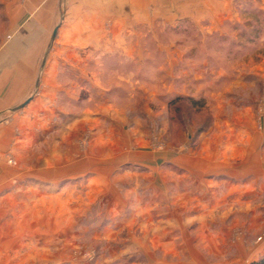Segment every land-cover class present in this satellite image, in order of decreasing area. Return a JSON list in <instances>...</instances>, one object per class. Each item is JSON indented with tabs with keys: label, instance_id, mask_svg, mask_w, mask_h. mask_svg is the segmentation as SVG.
Returning <instances> with one entry per match:
<instances>
[{
	"label": "rangeland",
	"instance_id": "374dc122",
	"mask_svg": "<svg viewBox=\"0 0 264 264\" xmlns=\"http://www.w3.org/2000/svg\"><path fill=\"white\" fill-rule=\"evenodd\" d=\"M261 259L264 0H0V264Z\"/></svg>",
	"mask_w": 264,
	"mask_h": 264
},
{
	"label": "crops",
	"instance_id": "0c3cea01",
	"mask_svg": "<svg viewBox=\"0 0 264 264\" xmlns=\"http://www.w3.org/2000/svg\"><path fill=\"white\" fill-rule=\"evenodd\" d=\"M259 148L261 149V147H259ZM247 151H249V150H247ZM255 152H256V150L254 149V151H252L250 153L255 154ZM205 165H206L205 168H206L207 173H209V174H214V173L218 174L219 173L220 174L219 176H223L225 174V173H223V170H225L224 168L227 167V166L223 165V161L222 162L216 161V163L211 161V162H208ZM226 171H228V170H226ZM227 175L231 176V177L235 176V175H233V172L230 173V171L227 172ZM250 177H252V176L249 175L248 178H250Z\"/></svg>",
	"mask_w": 264,
	"mask_h": 264
},
{
	"label": "trees",
	"instance_id": "16d2710c",
	"mask_svg": "<svg viewBox=\"0 0 264 264\" xmlns=\"http://www.w3.org/2000/svg\"><path fill=\"white\" fill-rule=\"evenodd\" d=\"M190 104L194 106H198L200 101H194L192 99H189ZM253 264H264V259H261L259 262L253 263Z\"/></svg>",
	"mask_w": 264,
	"mask_h": 264
},
{
	"label": "water",
	"instance_id": "95a60500",
	"mask_svg": "<svg viewBox=\"0 0 264 264\" xmlns=\"http://www.w3.org/2000/svg\"><path fill=\"white\" fill-rule=\"evenodd\" d=\"M56 33H57V30H56L55 33H54V38H55V36H56ZM28 103H29V101H27L26 103H24L22 106H20V107L17 108L16 110L23 109Z\"/></svg>",
	"mask_w": 264,
	"mask_h": 264
}]
</instances>
